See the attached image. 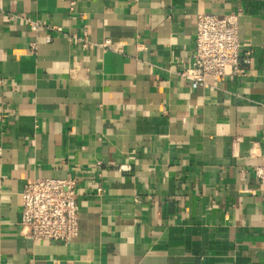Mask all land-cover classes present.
I'll list each match as a JSON object with an SVG mask.
<instances>
[{
  "label": "crops",
  "instance_id": "crops-1",
  "mask_svg": "<svg viewBox=\"0 0 264 264\" xmlns=\"http://www.w3.org/2000/svg\"><path fill=\"white\" fill-rule=\"evenodd\" d=\"M71 1L0 0V264H264V0ZM238 9L251 63L182 78L198 14ZM67 177L79 235L27 238L26 181Z\"/></svg>",
  "mask_w": 264,
  "mask_h": 264
},
{
  "label": "built area",
  "instance_id": "built-area-1",
  "mask_svg": "<svg viewBox=\"0 0 264 264\" xmlns=\"http://www.w3.org/2000/svg\"><path fill=\"white\" fill-rule=\"evenodd\" d=\"M79 0H72L75 12ZM240 9L218 16L201 13L197 16V32L193 61L180 71V76L200 86H208L207 78L239 75L251 63V52L241 54ZM32 29L37 20L27 18ZM82 46L93 44L86 37L74 36ZM51 39L50 36L47 38ZM103 49L123 51L121 44L105 39ZM1 155V148H0ZM254 173L264 190V154ZM76 180L67 178H30L22 191V234L35 242L71 243L80 233L79 201Z\"/></svg>",
  "mask_w": 264,
  "mask_h": 264
}]
</instances>
